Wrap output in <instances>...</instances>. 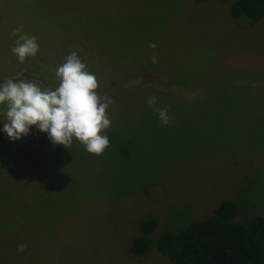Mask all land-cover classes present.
Wrapping results in <instances>:
<instances>
[{"label":"rangeland","instance_id":"374dc122","mask_svg":"<svg viewBox=\"0 0 264 264\" xmlns=\"http://www.w3.org/2000/svg\"><path fill=\"white\" fill-rule=\"evenodd\" d=\"M233 1L0 0V83L54 89L76 51L114 100L100 156L35 126L12 141L0 115V264H171L154 249L128 254L140 220L156 222L153 241L222 201L238 223L264 218V15L235 20ZM17 28L39 44L24 63ZM150 96L171 106L169 125Z\"/></svg>","mask_w":264,"mask_h":264},{"label":"clouds","instance_id":"9594fccd","mask_svg":"<svg viewBox=\"0 0 264 264\" xmlns=\"http://www.w3.org/2000/svg\"><path fill=\"white\" fill-rule=\"evenodd\" d=\"M21 32L13 30L16 36ZM149 47L156 48L155 43ZM39 51L35 36L19 34L11 52L20 63L34 58ZM157 63V58L152 57ZM55 76L59 84L54 89L45 88L41 83L27 78L7 79L0 83V106L4 111L3 132L12 140H20L30 134L35 126L46 133L52 144L70 149L74 140L85 150L100 156L111 146L106 130L111 127L108 109L114 103L112 96L99 93L100 82L90 72L76 51L64 58L56 68ZM149 109L158 117L161 125L171 123L170 105L157 106V97L147 99ZM27 245L21 243L17 252L23 253Z\"/></svg>","mask_w":264,"mask_h":264},{"label":"trees","instance_id":"16d2710c","mask_svg":"<svg viewBox=\"0 0 264 264\" xmlns=\"http://www.w3.org/2000/svg\"><path fill=\"white\" fill-rule=\"evenodd\" d=\"M229 12L233 19L252 26L264 15V0H235ZM236 214L231 201H222L210 217L178 233L163 232L153 241L156 222L140 220L127 252L144 258L154 249L171 264H264V218L254 216L238 223Z\"/></svg>","mask_w":264,"mask_h":264}]
</instances>
